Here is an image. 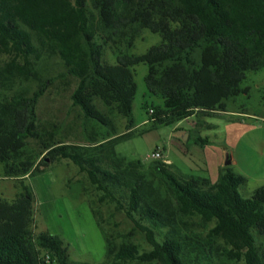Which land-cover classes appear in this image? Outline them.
Returning a JSON list of instances; mask_svg holds the SVG:
<instances>
[{"label": "trees", "instance_id": "1", "mask_svg": "<svg viewBox=\"0 0 264 264\" xmlns=\"http://www.w3.org/2000/svg\"><path fill=\"white\" fill-rule=\"evenodd\" d=\"M91 3L102 30L109 33L108 41L131 38L134 31L147 29L161 36L162 42L143 55H121L111 65L103 61V47L90 33L86 0H0V51L27 60L36 52L30 31L54 44L67 75L79 80L73 106L82 111L86 126L93 123L104 132L101 146L133 137H115L110 116L117 113L125 118L129 132L134 127L135 68L139 65L148 67V91L163 99V106L153 107L155 114L149 116V131L194 116L226 113L228 103L248 94L243 88L247 74L264 68V0ZM44 92L41 87L30 97L17 95L0 105V164L5 177L21 185L14 201L0 196V264H77L62 237L49 231L34 232L37 198L24 182L26 177L43 175L59 160H70L86 173L93 188L102 193L100 202L114 203L151 246L142 253L135 245L117 249L91 206L106 243L103 264H187L188 254L175 226L180 217L195 215L215 223L212 235L224 242L229 260L264 264V245L259 246L256 238H264V186L244 198L240 189L248 179L233 167L223 169L220 180L213 183L195 175L180 179L170 164L153 161L150 169L166 187L168 197L164 199L142 174L140 161H123L115 151L108 159L99 148L46 142L37 114ZM84 131L94 145L95 137L87 127ZM31 141L40 142L47 153L39 164L30 156ZM197 141L199 145L209 143L201 138Z\"/></svg>", "mask_w": 264, "mask_h": 264}, {"label": "rangeland", "instance_id": "2", "mask_svg": "<svg viewBox=\"0 0 264 264\" xmlns=\"http://www.w3.org/2000/svg\"><path fill=\"white\" fill-rule=\"evenodd\" d=\"M86 4L90 33L103 47L104 62L114 65L121 55H143L162 42L161 36L147 29L134 31L131 38L119 36L108 41L109 33L102 30L98 12L91 0H86ZM30 33L36 52L27 60L0 51V105L8 103L17 95L30 97L44 87L37 114L39 128L46 142L83 149L99 148L98 152L108 159L115 151L116 157L123 161H140L143 163L142 174L164 199L168 197L166 187L150 169L153 161H147L157 149L164 153V159L170 161L172 172L180 179L195 175L217 183L223 169L232 166L237 174L248 179L247 186L240 189L244 198L251 197L255 190L264 186V68L247 74L243 88L249 90L248 94H242L228 103L226 113L210 118H193L196 123L204 121V127L197 128L198 135L209 143L201 148L195 143V135L191 139L188 135H181L182 130L191 131L196 127L192 120L149 131L152 123L148 122V112L153 107L163 106V99L148 91L145 81L148 67L139 65L135 68L138 92L133 110L134 127L129 132L125 118L117 113L110 116L115 137L125 134H133V137L116 145L105 142L101 146L104 132L93 123L86 126L82 111L73 106L72 96L79 80L67 75L65 64L54 44L36 32ZM105 39L107 45L104 46ZM99 106L107 113L101 104ZM231 111H240V114H227ZM85 127L95 137L94 145L88 142ZM29 153L36 164L47 157V153L41 150V143L37 141L30 142ZM201 167L206 170H201ZM46 173V176L36 181L42 201L41 214H38V195L31 180L24 181L33 188L37 198L34 232L49 231L62 237L70 245L72 262H106V244L90 212L91 206L98 212L104 229L117 249L125 245H135L141 253L151 249L145 235L123 211L118 210L114 203L100 202L102 193L93 188L87 174L82 173L73 162L59 160ZM20 192V181L6 178L4 166L0 164V196L12 202ZM178 221L175 228L184 242L188 254L187 264H243L226 257L224 242L212 235L214 222H205L198 215L180 217ZM256 238L259 246L264 245L263 237Z\"/></svg>", "mask_w": 264, "mask_h": 264}, {"label": "crops", "instance_id": "3", "mask_svg": "<svg viewBox=\"0 0 264 264\" xmlns=\"http://www.w3.org/2000/svg\"><path fill=\"white\" fill-rule=\"evenodd\" d=\"M240 114V111H231V112H229V113H227V114ZM241 114H243V113H241ZM193 118H196L197 119V117L196 116H194V117H192V118H190V119H188V120H192L193 121V125L194 126H196L193 130H191V131H186V130H182L181 131V135H183V136H189V138L191 139L194 135L196 136V139H195V143H196V145H199L198 144V141H197V138H201V136L200 135H198V130H197V128H203L204 127V125H203V122L204 121H199V123H196V122H194V120H193ZM187 120V121H188ZM198 121V120H197ZM207 128H209V125L207 126ZM202 139V138H201ZM208 145V143H206V144H203V145H200V147L201 148H203L204 146H207ZM187 152L189 153V150H187ZM163 155H164V153H163ZM166 161V160H165ZM166 163H168V164H170V161H166ZM232 163L230 162L229 163V165H231ZM230 167H232V166H230ZM205 168V167H204ZM203 167H201L200 169L201 170H203V171H205L206 169H204ZM227 168V167H226ZM48 173H46V174H44V175H42V176H39V177H36V178H29V177H27V178H25V181H28V180H31V185H33V187H34V189H35V191H36V194L38 195V214H41V212H42V210H41V208H42V201H41V196H40V194H39V192H38V190H37V187H36V181L37 180H39L41 177H44V176H46ZM35 181V182H34ZM32 182H34V184L32 183ZM46 183V182H45ZM46 185V184H45ZM90 212L92 213V211H91V209H90ZM92 216H93V214H92ZM93 218H94V216H93ZM94 220H95V218H94ZM95 222H96V220H95ZM96 224V226H97V228L99 229V227H98V225H97V222L95 223ZM99 231H100V229H99ZM100 233H101V231H100ZM101 235H102V233H101ZM102 237H103V235H102ZM103 240H104V237H103ZM104 242H105V240H104ZM106 244V243H105Z\"/></svg>", "mask_w": 264, "mask_h": 264}, {"label": "built area", "instance_id": "4", "mask_svg": "<svg viewBox=\"0 0 264 264\" xmlns=\"http://www.w3.org/2000/svg\"><path fill=\"white\" fill-rule=\"evenodd\" d=\"M154 114H155V110L153 108H151L149 110V114L148 115L151 116V115H154ZM147 161H163V162H166L165 159H164L163 152L161 150H159V149H157L153 154H151L147 158Z\"/></svg>", "mask_w": 264, "mask_h": 264}]
</instances>
